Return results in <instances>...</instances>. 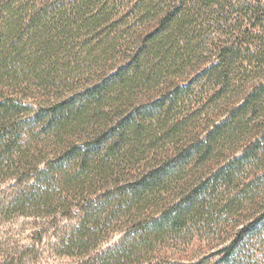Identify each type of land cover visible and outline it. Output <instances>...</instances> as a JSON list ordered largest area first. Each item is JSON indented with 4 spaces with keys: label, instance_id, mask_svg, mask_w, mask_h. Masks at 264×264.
Instances as JSON below:
<instances>
[{
    "label": "trees",
    "instance_id": "obj_1",
    "mask_svg": "<svg viewBox=\"0 0 264 264\" xmlns=\"http://www.w3.org/2000/svg\"><path fill=\"white\" fill-rule=\"evenodd\" d=\"M152 7L141 3L136 23L154 27L131 47L110 26V0H0V184L17 188L1 212L49 220L38 242L60 218L78 219L58 251L81 264H142L165 238L195 224L214 235L227 215L236 221L214 264H264V3L242 15L216 0ZM204 9L219 16L215 60L199 74L218 115L182 146L197 119L176 113L193 91L173 79L194 68ZM81 49L97 71L76 83ZM34 88L40 100L25 95ZM191 175L197 183L183 184ZM117 232L119 245L91 255Z\"/></svg>",
    "mask_w": 264,
    "mask_h": 264
},
{
    "label": "rangeland",
    "instance_id": "obj_2",
    "mask_svg": "<svg viewBox=\"0 0 264 264\" xmlns=\"http://www.w3.org/2000/svg\"><path fill=\"white\" fill-rule=\"evenodd\" d=\"M33 3H39L41 0H31ZM145 1L147 4L152 5L154 10L160 11L165 8V5L172 3L173 0H110V6L113 11V18L110 26L115 25L120 36L121 44L124 46L130 45L133 47V40L141 37L142 34L147 35L149 31H152L154 25L151 22L149 25L140 26V23H136V13L141 7V3ZM217 3L223 5H234L239 14L242 15V10L245 4H252L257 6L259 3H264V0H216ZM214 7H218V4L214 3ZM204 8V7H203ZM220 14V13H219ZM219 16L211 10L200 11V21L204 23L205 30L199 35V40H194L191 43L194 52L198 51L196 60L189 59L193 62V69H190L187 78L182 80V71L179 72L180 78L173 79L179 84L180 87H184L191 83L193 94L190 98L185 99L180 103L179 109L176 113L181 114L183 117L190 114L197 119L195 122L196 128H189L188 131L181 137L180 145L197 143L200 139L204 138L203 128L209 123L211 119H217V112L211 105L210 100L215 98L214 88L200 78L199 74L211 65L214 57V47L219 44V37L215 34L218 29L217 20ZM146 28V29H145ZM182 37V36H181ZM180 37V38H181ZM111 38H116L115 33ZM124 41H127L124 43ZM137 41V40H136ZM182 45V38L180 41ZM200 52V53H199ZM77 58L79 62V74L74 76L76 83L80 80L88 79L91 75H95L96 71L91 73L88 65L85 64L87 53L83 49L77 51ZM171 55V52H169ZM173 56V55H172ZM191 58V57H190ZM69 59L62 58L60 61V67L69 63ZM117 68L121 63V58L116 61ZM113 66V64H110ZM110 65L106 66L109 70ZM75 70L77 66L72 65ZM105 68V65L103 66ZM77 72V71H76ZM80 76V77H79ZM167 79V76L165 75ZM183 81V82H182ZM158 90V89H157ZM156 91V90H155ZM154 90L144 93L145 96H155ZM208 96L205 97V93ZM42 91L39 88H34L30 92H25V95H32L35 99L40 100ZM141 99V97H139ZM38 100V101H39ZM41 101H44L41 99ZM188 116V115H187ZM202 130V132H201ZM264 155V145L262 146ZM168 153L172 149H166ZM231 154H225L224 157L230 159ZM230 161V160H229ZM197 183V179L191 175L189 178L183 180V184ZM17 190L14 181H8L0 184V203L9 200L15 191ZM236 218L228 217L227 215L222 218L216 219L217 232L216 234L206 235V232L197 226H189L190 229H186V232L172 237H167L163 240V243L158 246H153L152 250L142 256V264H214L219 260L218 256L212 257L211 254L219 247L221 240V229L226 228L223 233L227 231L228 227H233ZM59 223L53 224L49 231L43 237L42 242L37 241V234L49 225V220L42 218H25L14 217L12 219H6L1 212L0 208V259L9 257L14 259V264H81L87 259L84 257H66L59 255L58 245L59 242L70 232V230L78 224V219H62ZM214 222V221H213ZM213 224V223H212ZM211 224V225H212ZM123 233L117 232L112 235L107 241L101 243L99 247L91 254L92 256H98L109 249L119 245L122 241ZM261 258L260 255L256 259ZM262 262V258L259 260Z\"/></svg>",
    "mask_w": 264,
    "mask_h": 264
}]
</instances>
